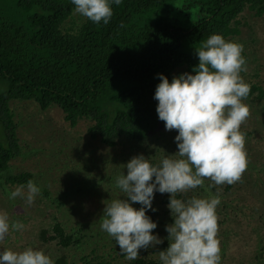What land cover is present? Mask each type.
<instances>
[{"label":"trees","instance_id":"obj_1","mask_svg":"<svg viewBox=\"0 0 264 264\" xmlns=\"http://www.w3.org/2000/svg\"><path fill=\"white\" fill-rule=\"evenodd\" d=\"M184 1L188 0H122L120 5H111L107 24H93L85 18L79 25L71 20L72 27H66L74 7L70 0H0V178L9 161L20 155L17 126L9 108L12 99L34 100L41 109L57 105L71 126L79 119L87 120V132L108 146L120 136L145 143L147 150L139 154L158 162L163 153L156 155L148 148L162 122L153 99L157 74L171 81L179 74L177 68L190 73L198 63L194 49L211 34L232 41L239 31L229 24L245 8L264 17V0H192L200 5L199 17L192 26L181 28L164 10L186 7ZM249 85L247 97L264 98V89ZM172 148L166 154H173ZM4 177L18 185L32 180L27 171ZM102 181L110 184L107 178ZM168 195L155 196L167 205ZM187 197L190 191L177 194L180 199ZM146 215L165 228L157 211ZM53 232L41 231L40 238L43 242L58 239L62 248L71 241L59 224ZM92 261L110 264L103 255ZM54 264H66V260L59 256ZM125 264H159V260L138 256Z\"/></svg>","mask_w":264,"mask_h":264},{"label":"rangeland","instance_id":"obj_2","mask_svg":"<svg viewBox=\"0 0 264 264\" xmlns=\"http://www.w3.org/2000/svg\"><path fill=\"white\" fill-rule=\"evenodd\" d=\"M186 7L164 10L166 16L181 28H188L199 17L200 5L192 0L184 1ZM71 20L79 25L85 17L74 11ZM238 34L232 41L243 45L242 56L246 60L245 70L240 73L249 85L264 89V17L245 8L234 24ZM72 27V26H71ZM178 73L187 72L184 67ZM252 97V96H250ZM242 102L248 106L249 115L240 126L244 134L247 167L240 179L231 185H212V194L220 197L216 207L217 238L220 247V264H264V98ZM9 108L16 123L20 155L9 161L7 172L31 173L40 193L31 205L20 198L10 200L8 194L18 184H10L0 178V213H6L10 221L24 225L23 230L10 232L0 242V250L21 251L25 247L42 250L53 261L63 256L66 264H92L93 257L103 255L110 264H125L118 245L99 227L103 201L116 198L119 190L113 179L131 157L143 152L146 144L127 140L120 136L112 146L105 145L99 137H92L87 128L90 122L79 119L71 126L57 105L41 109L31 99H12ZM175 130L165 131L163 121L151 136L148 148L158 153L176 149L173 137ZM0 139H3L2 130ZM163 153V154H164ZM107 178L110 184L102 180ZM210 180L204 179L207 187ZM190 190L191 196L203 197L204 188ZM156 193L151 201L159 213V221L165 227L171 223L166 205L157 202ZM123 198V197H121ZM134 208L140 207L133 203ZM148 212V211H147ZM59 224L64 234L70 237L69 244L62 248L58 239L43 242L41 231L54 235L53 226ZM153 234L163 241L165 228L157 226ZM75 239H79L75 242ZM57 241V242H56ZM167 247V242L138 250V256L158 258L157 252ZM109 254V256H108ZM92 261V262H91Z\"/></svg>","mask_w":264,"mask_h":264},{"label":"clouds","instance_id":"obj_3","mask_svg":"<svg viewBox=\"0 0 264 264\" xmlns=\"http://www.w3.org/2000/svg\"><path fill=\"white\" fill-rule=\"evenodd\" d=\"M73 11L93 24H107L111 5L122 0H70ZM198 63L191 72L173 76L171 81L157 74L153 99L155 112L165 131L175 130L177 151L161 155L158 162L138 154L131 157L113 179L121 195L103 201L99 227L112 237L126 260H135L138 250L162 243L153 234L156 222L146 215L155 212L154 193L168 195L166 207L171 223L165 225L167 247L157 252L159 264H220L216 207L220 197L209 191L212 185L237 182L247 167L241 124L249 115L242 101L248 85L240 73L245 70L243 45L211 34L194 49ZM210 180L205 187L204 179ZM197 187L203 197L177 198ZM40 188L29 179L10 191L8 198H20L31 205ZM123 197V198H121ZM139 204L134 208L132 204ZM24 225L0 213V242ZM0 264H54L42 250L25 247L21 251L0 250Z\"/></svg>","mask_w":264,"mask_h":264}]
</instances>
